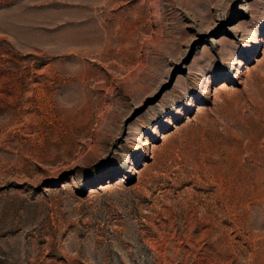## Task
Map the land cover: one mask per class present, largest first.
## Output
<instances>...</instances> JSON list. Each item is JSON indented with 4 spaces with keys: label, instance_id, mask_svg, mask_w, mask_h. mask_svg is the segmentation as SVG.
Here are the masks:
<instances>
[{
    "label": "rangeland",
    "instance_id": "rangeland-1",
    "mask_svg": "<svg viewBox=\"0 0 264 264\" xmlns=\"http://www.w3.org/2000/svg\"><path fill=\"white\" fill-rule=\"evenodd\" d=\"M0 264H264V0H0Z\"/></svg>",
    "mask_w": 264,
    "mask_h": 264
}]
</instances>
